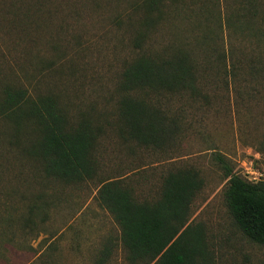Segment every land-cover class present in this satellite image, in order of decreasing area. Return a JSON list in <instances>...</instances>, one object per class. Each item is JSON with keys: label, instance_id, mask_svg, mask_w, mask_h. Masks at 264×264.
Listing matches in <instances>:
<instances>
[{"label": "rangeland", "instance_id": "1", "mask_svg": "<svg viewBox=\"0 0 264 264\" xmlns=\"http://www.w3.org/2000/svg\"><path fill=\"white\" fill-rule=\"evenodd\" d=\"M180 1L196 9L192 23L159 21L147 44L190 43L202 92L159 96L178 114L181 131L173 146L154 149L119 133L116 110L120 73L138 51L132 40L141 0H0V84L53 94L70 120L90 117L103 127L95 177L66 184L45 176L0 119V264H96L108 236L116 245L103 264H131L118 225L97 199L99 180L120 179L138 199L152 200L163 176L182 166L204 181L190 220L204 225L209 264H264V246L243 235L227 211L228 178L213 158L220 153L243 178L264 181V0ZM36 200L47 202L45 213L28 221Z\"/></svg>", "mask_w": 264, "mask_h": 264}, {"label": "trees", "instance_id": "2", "mask_svg": "<svg viewBox=\"0 0 264 264\" xmlns=\"http://www.w3.org/2000/svg\"><path fill=\"white\" fill-rule=\"evenodd\" d=\"M141 8L142 16L132 40L138 51L125 63L116 86L118 131L125 139L164 149L173 146L181 126L178 114L165 109L159 96L200 95V66L190 43H170L155 50L147 44L148 34L165 19L181 16L190 22L196 9L180 0H141ZM261 19L264 20V3ZM208 40L207 33L203 34L201 43L207 47ZM198 46L202 51L203 47ZM224 57L219 55V59ZM0 119L9 127V138L40 163L45 176L66 184L95 177L96 144L103 132L98 120L84 117L72 121L57 96L50 93L33 96L28 88L12 81L0 84ZM213 158L228 178L223 195L233 222L249 240L264 246V181L243 178L220 153L213 154ZM99 181L97 199L118 225L117 240L129 263H210L212 251L204 225L190 220L192 203L204 186L199 170L192 166L170 170L163 176L158 197L152 200L138 199L133 189L120 179ZM46 203L32 202L26 219L31 221L33 212L38 210L45 213L42 205ZM8 219L12 220V216ZM115 245L114 238L108 236L96 264H103Z\"/></svg>", "mask_w": 264, "mask_h": 264}]
</instances>
